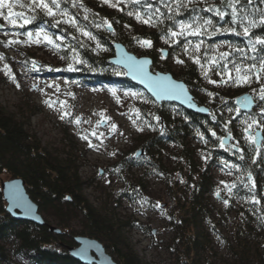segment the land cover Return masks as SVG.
I'll use <instances>...</instances> for the list:
<instances>
[{
	"label": "trees",
	"instance_id": "16d2710c",
	"mask_svg": "<svg viewBox=\"0 0 264 264\" xmlns=\"http://www.w3.org/2000/svg\"><path fill=\"white\" fill-rule=\"evenodd\" d=\"M9 2L14 12L24 16L16 18L17 26L1 18L0 26L4 27L1 33L11 35L18 43L29 41L28 32L36 34L43 29L54 40L51 45L44 40L43 45L56 51L63 61L65 74L78 82L83 79H93L96 83L118 81L121 88L141 89L129 82L122 70L109 64V59L114 56V43H122L129 52L136 54V44L151 41L150 47L144 45L149 51L144 50L142 56L152 57L154 66L163 49L170 57L181 56L183 68L174 77L187 84L197 103L210 109V114H195L174 104L159 105L142 93L150 110L144 103L140 107L152 123L149 136L142 142L149 155L144 159L130 156L117 168L131 171L133 168L153 167L154 172L149 175L155 174L167 181L171 174L163 166V151L169 145L176 148L179 152L175 158L177 172L187 178L181 190L178 216L171 221L181 246L180 250L177 249L178 264H198L207 248L206 235L199 231L198 224L209 215L208 197L217 192L213 171L231 167L236 181L230 185L227 194L220 193L221 196L225 194V200L230 199L227 213L235 211L240 221L235 244L230 250L235 264H264V146L258 148L247 139L249 133L254 136L257 131L245 132L247 121L264 122V112L244 113L236 105L237 98L248 92L256 102V109H264V100L259 96V90L264 87V73L260 74L259 80L256 77L264 61V46L257 45V51L253 52L249 44V39L264 38V25L257 23L250 29V36L243 35L249 20H260L264 0H112L110 6L101 0H77L76 7H73L72 0H61V9L76 18V25L64 23L67 17L58 15L54 19L43 11H34L33 0ZM230 3L237 10L235 22ZM178 4L182 6L178 7ZM216 9L225 13L223 18L217 15ZM0 12L7 15L6 8ZM25 17L31 22L21 27ZM57 19L62 21L59 25ZM145 20L149 23H144ZM207 21L211 24L208 25ZM181 23L192 24L193 29L200 30L199 35L171 38L170 33L179 31ZM83 31L91 33L94 38L84 36ZM198 44L199 49L196 48ZM20 53L23 64L30 65L32 56L23 51ZM222 53L229 55L222 59ZM194 58H199L200 63H195ZM253 65L256 67L252 68ZM237 68L250 75L253 83L242 92L237 89L236 76L233 80L229 78V74L235 75ZM211 80L218 82L220 88L211 89L208 84ZM200 93L203 97L198 96ZM229 135L232 138L230 146L221 147V141ZM195 142L199 145L198 150L193 146ZM198 156L202 162H198ZM72 158L69 155L62 160L49 151L25 123L0 105V175L6 172L13 178L23 179L39 212L63 219L66 231L70 226L65 217L69 213L80 214L85 223V235L102 242L118 264H143L124 238L123 226L102 215L86 199L83 182ZM237 203L241 205L237 207ZM64 236V231L56 235L48 226H37L11 217L6 212L0 188V264H11L6 250L10 243L18 247V253L28 257V264H81L67 251V246L75 243V236L72 235L67 246L62 244Z\"/></svg>",
	"mask_w": 264,
	"mask_h": 264
},
{
	"label": "rangeland",
	"instance_id": "374dc122",
	"mask_svg": "<svg viewBox=\"0 0 264 264\" xmlns=\"http://www.w3.org/2000/svg\"><path fill=\"white\" fill-rule=\"evenodd\" d=\"M101 1L108 6L112 4V0ZM3 28L1 25L0 105L25 123L27 129L49 151L56 153L62 160L69 155L73 157L84 185V196L102 215L123 226L124 238L143 264H178L177 249L180 250L181 246L177 238L178 232L171 221L174 216H178L177 207L183 195L181 190L187 182V178L177 172L178 162L175 158L179 152L170 145L164 148L163 166L171 174L167 181L155 174L149 175V172H154L153 167L133 168L131 171L117 168L123 159L137 156L139 152L143 153L138 159L149 155L142 147L152 124L140 107L144 103L150 108L142 96L145 91L121 88L118 81L96 83L93 79H83L78 82L65 74L63 61L53 48L43 45V36L39 37V43L36 42L35 34L31 41L21 40L17 43L11 35L1 33ZM10 41L13 43H9ZM135 48L138 52L134 55L139 58L147 57L142 56V52L148 50L147 47L136 44ZM20 51L32 56V62L28 64L31 69L23 64ZM178 60L183 61L181 56H164L160 52L153 72L178 76L183 68ZM162 67L168 69V72H164ZM234 73L231 80L235 76L237 79V72ZM245 74L247 73L241 70L240 75ZM208 84L211 89L220 88L218 82L208 81ZM249 84L253 85L251 82L237 83L236 86L242 92ZM246 94L251 95L248 92ZM198 96L203 97V93ZM253 111L262 113L256 108ZM64 112H70V115L62 119ZM253 121H247L246 124ZM256 122L248 131H261L264 138V122ZM113 124L117 126L115 131L112 129ZM93 132L96 133L95 136L92 135ZM193 146L196 150L199 149L196 142ZM263 146L264 140L261 147ZM95 156L99 158L96 160ZM197 160L202 162L199 156ZM230 168L225 166L213 171L217 192L208 197L209 215L198 224L199 231L206 235L207 247L201 255L202 259L199 257L201 260L199 259L198 264L236 262L230 246L235 244L239 216L235 211L227 213L230 199L223 198L230 185L236 181ZM11 179L14 178L10 174H1L0 188L2 182ZM221 192L226 193L221 196ZM240 205L236 204L237 207ZM42 215L49 225L66 233L62 242L66 246L72 235L86 236L85 223L78 213H69L65 217L70 226L67 231L63 228V219L51 213ZM74 246L75 243L67 248ZM6 250L11 264H28V257L18 253V247L13 243L8 244ZM107 253L111 255L108 250Z\"/></svg>",
	"mask_w": 264,
	"mask_h": 264
},
{
	"label": "water",
	"instance_id": "95a60500",
	"mask_svg": "<svg viewBox=\"0 0 264 264\" xmlns=\"http://www.w3.org/2000/svg\"><path fill=\"white\" fill-rule=\"evenodd\" d=\"M114 56L109 59V64L117 69L122 70L125 73L126 79L144 90L148 96H150L155 103L161 104H174L188 112L208 116L210 109L204 106H200L195 100L194 95L191 94L187 84L174 77L171 73L153 72L154 62L151 57H137L130 53L122 43H114ZM164 56H167V51H163ZM128 57L134 58L135 61L147 60L148 64L143 65V72H141L140 66L136 65L132 68L129 67L133 62L128 60ZM143 73H147L148 76L153 78L166 76L177 84H183L187 93L186 98L184 95L179 96H162L158 97L152 89L149 87V83ZM245 98L250 101L247 103ZM237 107L244 113H251L256 108V102L251 95H243L236 100ZM259 141L255 144L258 148L263 143V135L261 131H257L255 136ZM252 135V133H249ZM231 136H228L223 140L224 147H228L231 144ZM143 152H139L137 157H141ZM1 192L3 199L6 203V212L16 220L33 223L37 226H48L50 231L56 235H61L62 230L49 225L44 219L43 215L39 212L38 205L31 199L26 189V183L21 178H14L6 182L1 183ZM76 246L68 247L67 251L76 261L81 264H118L112 256L107 253L105 246L97 239H93L86 236H78L74 238Z\"/></svg>",
	"mask_w": 264,
	"mask_h": 264
},
{
	"label": "snow or ice",
	"instance_id": "6c2138e0",
	"mask_svg": "<svg viewBox=\"0 0 264 264\" xmlns=\"http://www.w3.org/2000/svg\"><path fill=\"white\" fill-rule=\"evenodd\" d=\"M105 2H107V0H105ZM249 2H250V0H249ZM72 4H73V7H76L77 6V0H72ZM60 5H61V0H33V10L34 11L35 10L43 11L47 16L53 17L54 19L58 15L60 17H67V19L63 20L64 23H70V24L76 25V23H77L76 18L73 16H70L66 11L61 9ZM21 6L23 7V5H21ZM79 6L83 7L82 4H80ZM112 6L115 7L116 5H112ZM179 6H182V5L178 4V7ZM229 7H232V17H233V21L235 22V20L237 18V10H236L233 3H230ZM5 8L7 9V15H4L3 12H0V16H3V18L5 20L9 21V23H11L13 26H17V19L16 18L22 17V16H24V14L20 13V12H14L13 11V5H12V3L9 2V0H0V9H5ZM85 11H87V9H85ZM157 11H159V10L157 9ZM215 11H216L218 16H220L221 18L224 17V15H225L224 12H221L218 9H216ZM129 14H131V13H129ZM34 18L35 17H33V19ZM139 18L140 17L137 16V19H139ZM85 19H87V17H85ZM30 22H31V20L25 17L23 20V24H21L20 26L23 27V25H26ZM61 22L62 21L60 19L56 20L57 25H59ZM144 23H146V24L149 23V20H145ZM206 23L208 25H210L211 21H207ZM257 23H259L260 25H264V12L261 13V18L259 21H256V20H249L248 21V26L244 27V29H243V35L250 36L251 35L250 29L255 28L257 26ZM108 27L111 30L110 23L108 24ZM199 31H200L199 29H193L192 24L181 23L179 25V31H172L170 33V37L175 38V37L183 36L186 34L187 35H199ZM225 31H229V29H225ZM231 31H235V29H231ZM35 35L37 37V40H36L37 43L40 42L39 37L43 36V39L45 41H47L48 44H50V45L54 44L53 38L51 36H49L47 33H45L43 29H41ZM83 35L88 36L90 38H94V37H91V33L87 32V31H83ZM27 36L29 38V41H31L33 38V33L28 32ZM59 39H63V37H60ZM9 43H13V41H10ZM142 43L145 46H148V47L151 46V41L145 40V41H142ZM249 44L251 46V50L253 52H256L257 51V45L264 46V38L257 37L254 40L249 39ZM199 47H200L199 44L196 45L197 49H199ZM228 55H229V53H222L221 58L223 59V58L227 57ZM128 60L133 62L131 65H129L130 68L138 65V66H140L139 70L141 72H143V65H146L149 63V61H147V60L135 61L134 58H132V57H128ZM177 62L183 63V61H179V60ZM194 62L199 64L200 63L199 58H194ZM213 62H215V61H213ZM33 67H35V62H33ZM255 67H256L255 65L252 66V68H255ZM69 68L71 69V65H69ZM249 71H251V69ZM236 72H237V80H236L237 83H250L251 82V77L249 75H247V74H245L243 76L240 75V72H241L240 68H237ZM261 73H264V61L261 62L260 68L256 72V77L258 80L260 79ZM143 74L149 83V87L152 89V91L158 97L172 96V95H175V96L184 95L186 98H188L186 90H185V86L183 84H177L174 81H172L169 77H166V76H160V77L153 78L151 76H148L147 73H143ZM229 78L231 79L230 74H229ZM13 79H14V76H13ZM210 82L216 83V81H210ZM224 82H226V81H224ZM209 95H212V94L209 93ZM259 96H260V99L264 100V87H262L259 90ZM245 100H246V106H247V103H250V101H248L247 98H245ZM62 103H65V102H62ZM262 112H264V109H262ZM68 115H70V112H64V115H62L61 118L63 119L65 116H68ZM156 119L159 120V117H156ZM77 123H79V120H77ZM255 123H257V122L253 121L252 123H249L247 125V127L245 128V132H247L249 129H251L253 127V124H255ZM116 127L117 126L115 124L112 125V129L114 131H115ZM140 130L142 131L143 129H140ZM92 135L95 136L96 133L93 132ZM212 135H215V132H213ZM258 135H259L258 133L256 136L249 135L247 137V139L249 141H251L254 145L258 144L259 143V141L257 139ZM84 138L87 139V137H84ZM223 144H224V142L221 141V147H223ZM241 151H243V150L241 149ZM240 158L243 159V156L241 155ZM233 167H235V165H233ZM249 179H251L250 173H249ZM256 202H258V201H256Z\"/></svg>",
	"mask_w": 264,
	"mask_h": 264
},
{
	"label": "bare ground",
	"instance_id": "6f19581e",
	"mask_svg": "<svg viewBox=\"0 0 264 264\" xmlns=\"http://www.w3.org/2000/svg\"><path fill=\"white\" fill-rule=\"evenodd\" d=\"M98 158H99L98 156H95V157H94V159H96V160H97Z\"/></svg>",
	"mask_w": 264,
	"mask_h": 264
}]
</instances>
